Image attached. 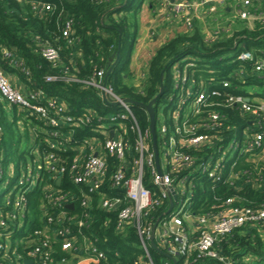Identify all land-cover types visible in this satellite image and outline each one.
<instances>
[{
	"label": "built area",
	"instance_id": "2783aa9c",
	"mask_svg": "<svg viewBox=\"0 0 264 264\" xmlns=\"http://www.w3.org/2000/svg\"><path fill=\"white\" fill-rule=\"evenodd\" d=\"M18 1L31 2L36 11L54 7L43 0ZM228 1H180L173 9L191 26L192 11L200 13L207 6L215 10L217 5ZM240 1L243 5L240 18L249 19L248 8L258 0ZM70 28L71 22H66L65 37L70 35ZM43 55L52 63L59 59L58 50L51 45L43 49ZM5 58L28 73L14 60L13 52L0 45V102L17 106L42 122L38 128L45 135L47 150L24 168L21 166L18 191L6 198V206L0 212V264H119L102 245L109 237L100 231L113 229L127 233L131 228L138 236L141 249L134 264H156L151 252L152 240L160 253L176 258V264H191L193 255V261L205 255L223 260L215 249L222 236L241 226L264 222V208L240 207L232 203V199L228 200L231 207L225 210L203 215L192 211L197 178L204 175L208 179L222 180L224 164L240 157L254 164L264 160V93L250 92L245 87H238L240 92H235L230 81V78L244 79L246 73L241 63L253 60L256 77L264 82V57L255 58L252 51L238 52L233 61L239 62V66L213 87L204 82L188 84L187 71L176 77L177 101L172 111L175 134L162 142L159 164L150 146L151 134L141 128L133 105L118 95L104 78H92L87 84L97 87L103 100L109 102L104 100L105 103L116 110L98 115L88 109L84 115L75 116L58 96L41 89L22 91L15 87L4 72ZM190 66L196 65L190 63L184 67ZM56 79L52 75L46 77L47 81ZM213 96H224L223 106L248 115V126L235 132L229 141L222 134L226 119L219 111L210 112L205 120L190 121L200 116L201 107L207 106L206 101ZM115 102L118 104L113 105ZM93 118L99 122L94 128L95 134L81 142L74 140L75 128L87 126ZM160 120L159 129L164 137L168 128L163 118ZM36 129L33 127L38 135ZM3 134L0 124V140ZM204 148L211 150L205 159L188 152ZM70 150L74 151L73 156L67 154ZM34 151L38 153L37 149ZM14 169L12 163L5 165L0 146V180L7 173L12 176ZM64 176L78 187L77 193L61 188ZM58 179H61L59 184ZM36 187L42 189L44 196L41 224L32 227L26 225L27 193ZM173 192L176 198L171 202ZM75 199L79 200L77 206ZM162 206H167V210L150 220V211ZM94 209L107 213L104 220L99 221V227ZM113 212L116 218L110 215ZM54 242L60 244L63 253L59 258L55 256ZM114 255V258L120 256L118 252ZM165 258L164 264H173L171 258Z\"/></svg>",
	"mask_w": 264,
	"mask_h": 264
},
{
	"label": "trees",
	"instance_id": "16d2710c",
	"mask_svg": "<svg viewBox=\"0 0 264 264\" xmlns=\"http://www.w3.org/2000/svg\"><path fill=\"white\" fill-rule=\"evenodd\" d=\"M53 4L50 10L36 11L31 2L18 0H0V45L14 54V60L20 62L28 71H19L10 59L3 60L4 72L8 75L16 73L24 80L27 88L45 90L49 95H55L64 100L69 113L81 116L94 110L98 115H107L116 110L105 103L99 89L87 84L92 78H104L105 82L123 98H132L144 103L150 102L160 91L161 74L163 73L164 92L158 98L154 107L157 112V143L160 151L162 142L174 135V116L172 111L177 101L174 81L177 76L174 64L179 62L181 71L187 64L190 66L187 73L190 77L188 84L204 82L208 87L218 85L219 82L230 76V72L239 66L233 61L240 51H252L255 58L264 57V20H257L253 27L244 26L234 31L230 36L208 40L197 27L191 32L178 34L164 43L152 56L146 72V79L140 86L129 83L132 75L130 59L137 34V17L139 8L134 6L137 0H43ZM139 4L143 0H138ZM71 22L70 35L65 37L63 29L66 22ZM121 45L120 58L112 72L106 79L109 69V60ZM51 45L59 52L57 62H50L43 55V49ZM190 56V58H189ZM246 77L241 79L230 78L235 92L249 84H262L256 77L254 61L241 63ZM102 71V76L100 72ZM52 75L57 79L47 81ZM127 75V77L125 76ZM264 96V94H262ZM224 96H213L206 101L207 106L201 107L198 118H190L191 122L206 119L212 111H219L225 121L222 130L224 139L229 141L234 133L248 126V115L236 108L223 106ZM132 109L143 130L149 129V115L139 106ZM14 114L13 120L8 121V114ZM163 118L168 132L166 136L160 133L159 120ZM26 127H36L35 143L23 147L21 137L17 136L18 123ZM162 121L160 120V123ZM0 124L4 134L0 146L4 154V163L17 166L18 173L21 166L24 168L37 155H43L46 150L44 133L39 131L41 121L36 120L28 113L21 111L17 106L5 105L0 102ZM99 124L93 118L87 126L76 127L74 140L82 141L85 137L95 134L94 128ZM151 134V133H150ZM133 137L132 131L130 132ZM26 143V142H25ZM151 149L152 142L150 141ZM37 149L38 153L34 150ZM211 150H188L196 158L205 159ZM73 156L74 151L67 153ZM222 180L208 179L206 176L195 180L194 206L195 214L203 215L209 212L225 210L230 206L229 199L240 207L264 208V160L254 164L246 158H239L235 162L224 164ZM61 188L75 194L78 187L67 176L63 177ZM44 192L36 187L27 193L29 210L27 223L35 227L41 224V200ZM76 206L79 200L75 199ZM6 200L0 197V212L6 206ZM95 203V202H94ZM167 210V206L157 207L150 211V220H155ZM97 215L96 226L104 220L107 213L94 209ZM116 218V212L111 213ZM100 221V222H99ZM104 232V233H103ZM100 234L107 235L108 241L102 245L109 251V256L119 264H134L140 255V242L134 229L127 233H118L113 229ZM102 237V236H101ZM55 256L63 255L60 244L53 243ZM215 249L224 257L201 256L191 264H264V222L255 225L241 226L231 233L222 236ZM120 256L116 258L114 253ZM156 264H164L165 256L154 247L151 249Z\"/></svg>",
	"mask_w": 264,
	"mask_h": 264
},
{
	"label": "crops",
	"instance_id": "0c3cea01",
	"mask_svg": "<svg viewBox=\"0 0 264 264\" xmlns=\"http://www.w3.org/2000/svg\"><path fill=\"white\" fill-rule=\"evenodd\" d=\"M180 1L189 0H169L168 2L166 0H143L140 4L141 7L138 16L139 24L137 26V32L139 34L137 35L136 39L137 43H134L131 53L130 68L131 66L134 67V65L138 64L139 61H142L145 63V69L142 71L141 77L138 75L139 81L138 84H134L135 86L142 85V83L146 79L145 71L147 72L148 65L152 56L164 43H166L172 37L177 36L178 34H184L192 31L185 28L186 26L184 18H182L181 14H177L173 9V5L176 2ZM241 9H243V5L240 0H229L225 4L217 5L215 10H211L210 6H207L205 8H202L200 13L192 11L191 16L194 19L195 17L201 18V16L203 15L208 17V14L209 16H214L213 13L219 10H224V14L226 15H228L227 13L229 12L235 11V13H237L238 19L241 22L232 23V21L230 20L226 21L225 24H227V28H222V30L219 31L220 34L225 37L224 35L228 34L230 36L234 31L240 30V28L244 26L253 27L254 23L257 20H261L260 17H264V0H258L248 8L251 12V17H253L254 20H251L250 18L241 19L239 16V12L241 11ZM262 19L264 20V18ZM200 32L205 35L208 40H215V37H212L213 34L219 35V33L215 31L210 35L209 33L207 34V32L205 33L201 30ZM11 64L13 65L14 63L12 62ZM13 66L22 72V68L20 66ZM175 68L177 75L183 73V70L181 71L180 68L178 69V66ZM184 68L185 67H183V69ZM187 69L188 68L186 67L185 71H187ZM7 76L15 87L21 89L22 91L28 90L24 80H22L18 74L10 73ZM125 76L127 77V75ZM140 82L141 84L139 85Z\"/></svg>",
	"mask_w": 264,
	"mask_h": 264
},
{
	"label": "rangeland",
	"instance_id": "374dc122",
	"mask_svg": "<svg viewBox=\"0 0 264 264\" xmlns=\"http://www.w3.org/2000/svg\"><path fill=\"white\" fill-rule=\"evenodd\" d=\"M139 5H140L139 1L138 0L135 1L134 6L139 8ZM139 12H140V10H139ZM213 14H214V16L212 15L213 17L209 16V14H208V17H210V18H208L207 16H204V15L203 16L200 15L201 18L195 17L192 21V25L188 26L187 24H185V26H186L185 28L188 30H194L196 27H198L201 31H203L205 33L207 32V34L209 33V35L213 34L214 31L218 32L219 35H215V34L212 35V37H215L214 39H216V38H223V35H221L219 31L222 30V28H227V24H225L226 21L230 20V21H232V23L241 22L238 19L237 13H235V11L229 12V13H227L228 15H226V14H224V10H219ZM138 16H139V14H138ZM138 19L139 18L137 17V23L139 24ZM250 19L254 20L253 17H250ZM138 34L139 33L137 32L136 39H137ZM224 36H229V35L227 34ZM136 39H135V44L137 43ZM189 58H190V56H189ZM144 64H145L144 62L139 61L138 64L134 65V67L131 66L129 73H131L132 76H130L128 79L129 83H131L133 85L138 84V81H139L138 77L142 76V71L145 69ZM177 66H179V62H176L174 64V69H176L175 67H177ZM185 69L186 68L183 69V71H182L183 73H186ZM145 73H146V71H145ZM141 82L139 83V85L141 84ZM244 87L247 91H250V92H257L259 94L264 93V83L254 84V85L249 84V85H245ZM7 116H8V121L13 120L15 117V115L12 113L8 114ZM159 118H162V116L160 115ZM159 124H160V120H159ZM35 135H36V132L33 130V128L26 127L22 122L18 123L17 136L21 137V140L23 141V147L28 146L27 145L28 141H29V144H34L35 143V138H34ZM161 150H162V148H161ZM161 156H162V160H164L163 154ZM20 176H21V172L18 173V169L16 166L12 176L9 175V173H7L5 178L3 180H0V197L2 199L6 200V198L8 196H10L11 193L18 191V188H19L18 184H19ZM7 180H9V183L6 182ZM180 187L181 186H179V188Z\"/></svg>",
	"mask_w": 264,
	"mask_h": 264
},
{
	"label": "water",
	"instance_id": "95a60500",
	"mask_svg": "<svg viewBox=\"0 0 264 264\" xmlns=\"http://www.w3.org/2000/svg\"><path fill=\"white\" fill-rule=\"evenodd\" d=\"M120 50H121V45L119 44L118 45V49L117 51L113 54V56L110 58L109 60V64H111L109 66V69L107 70V73H106V79L108 78V76L110 75V73L112 72L114 66L116 65V63L118 62L119 58H120ZM115 59V60H114ZM161 86H160V91L158 92V94L148 103H144V102H141V101H137V100H134L132 98H124V100L132 105H136V106H139L143 109H145L149 115V120H150V124H149V129H150V133H151V139H152V147H153V151L155 153V157H156V160L159 164V149H158V143H157V131H156V127H157V112L155 110V103L157 102L158 98H160V96L163 94L164 92V86H163V73L161 74ZM104 100H106L104 98ZM107 103H109L107 100H106ZM118 103L115 102L113 103V105H117ZM159 167V165H158ZM61 179H58V184L60 183ZM176 198V193L173 192L172 193V199H171V202H173V200ZM71 207H73V204H71ZM152 246L157 249L158 247L155 245V242L152 240ZM165 256L168 257V258H171L173 260V264H176V258L174 257H171L170 255L166 254L165 253ZM26 262H29V260H25Z\"/></svg>",
	"mask_w": 264,
	"mask_h": 264
}]
</instances>
